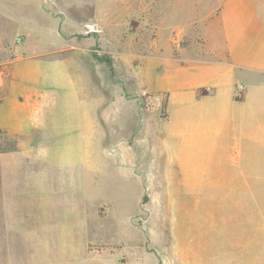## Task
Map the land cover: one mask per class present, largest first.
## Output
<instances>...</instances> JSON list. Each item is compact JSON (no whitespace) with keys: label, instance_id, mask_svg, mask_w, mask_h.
Wrapping results in <instances>:
<instances>
[{"label":"rangeland","instance_id":"obj_1","mask_svg":"<svg viewBox=\"0 0 264 264\" xmlns=\"http://www.w3.org/2000/svg\"><path fill=\"white\" fill-rule=\"evenodd\" d=\"M263 19L264 0H0V79H14L7 62L42 59L20 70L36 110L23 161L6 158L17 140L0 131L8 253L50 256L27 264H199L196 254L240 236L231 217L245 198L231 189L243 183L232 178L238 147L257 134L244 113L264 95ZM229 37L246 70L228 59ZM220 76L239 82L217 91ZM243 81L254 88L246 107L229 94L242 99ZM261 249L251 264H264Z\"/></svg>","mask_w":264,"mask_h":264},{"label":"crops","instance_id":"obj_2","mask_svg":"<svg viewBox=\"0 0 264 264\" xmlns=\"http://www.w3.org/2000/svg\"><path fill=\"white\" fill-rule=\"evenodd\" d=\"M7 8V7H6ZM8 11V9H6ZM9 13V12H8ZM236 17V20H240L241 17H239L237 14H233ZM245 17V16H242ZM241 21V20H240ZM264 21V19H263ZM19 39V38H18ZM229 41H231V38L229 37ZM1 50H6V47L3 43L0 45ZM4 52V51H3ZM239 47L235 44L228 47V59L231 61V63L236 67H241L242 69H247L249 66L245 68L240 62L244 61L239 55ZM264 55V52L262 53ZM42 59H35L34 57H26L23 59L10 61L5 64H12L14 68V79H12L9 83L6 82V79L1 78L0 79V91L2 94L0 95V131H5L8 136H11L13 140H17L15 143L16 148L14 151L6 152V158L7 154H10L15 157L16 161H23V154L26 151L27 144L25 143L26 140V130L28 127L32 128L33 123L32 119L36 116V110L35 113H33V107H31L30 103L28 102L27 98V82L26 80L21 76L20 70H23V68L30 67V69L35 67H38L40 70L41 68V62ZM3 63H0V65ZM244 64H247L245 61ZM4 65V64H3ZM264 71V68H262ZM224 73V72H223ZM260 74H264V72H260ZM262 81V82H261ZM264 78H259L256 82H261L264 84ZM235 79V76L233 77H225L220 76L216 77L213 81L210 83L212 84L214 89L217 91H227L229 92V86H235L236 83H238ZM244 88L247 89V92L245 93L244 97L242 99H237L236 95L233 93L230 94V98L232 97L233 101L240 102L242 105L248 106V104H251L253 99V86L249 82H245ZM261 84V85H263ZM260 85V87H261ZM232 92V91H231ZM183 97L185 94H182ZM205 98V97H204ZM259 104L258 106L253 107L252 112H248L243 114V117L249 119L250 124L252 126L248 127L249 131H253V128L255 131H257V134L250 133V137L247 140H242L243 145H240L238 147L239 156L241 158V163H237V165H241L239 172L234 173V177L232 178V182H238L243 183L242 189L236 190L235 186L233 187L231 196H241L245 198L244 205L242 208H237L236 210L233 208L232 210V217H231V224H235L234 227H238L237 232H239L240 236H235L231 239H227L225 241H220V243H217L220 248L217 250L211 249L207 250L204 253V258L200 257L196 254V258L194 259L195 262H199V264H251V256H252V245H257L262 247L261 254L259 260L263 261V252H264V95L261 94L259 97ZM59 98L56 99L55 106L58 107V104L61 103ZM71 99V98H70ZM74 100V101H73ZM73 100L74 104L68 108L69 111H76L78 109V105H80V102L76 101L77 98L75 97ZM78 100L80 101V97L78 96ZM63 101V100H62ZM41 103L42 101L39 100ZM53 106V105H52ZM54 111L56 112V115L58 116L60 112L55 108ZM257 107V109H256ZM33 108V109H32ZM43 108V107H42ZM39 112V111H38ZM45 111L40 110V113H43ZM34 114V115H33ZM247 114V115H246ZM42 117V116H41ZM245 129V128H244ZM33 137L30 138L29 147L31 148H39L41 142L33 141ZM22 156V157H21ZM2 156H0V159ZM257 160V161H255ZM1 162V160H0ZM3 178V185H2V192H3V200L0 203V208L2 209V220L4 222L3 225V231L5 233L6 239V253L3 255H0V264H27L28 260L32 259L35 260L38 257H46L49 258V255H33L31 258H27L25 256L20 257H14V255H11L8 253V247L9 244V235L6 233V186L4 183ZM258 182L259 183V201L253 202L251 200L252 197V191H251V183ZM244 183H247L245 185ZM257 203V204H256ZM252 216L254 218H252ZM252 221L254 223L257 221L258 223V237L252 238L251 234V227H252ZM233 222V223H232ZM241 231V232H240ZM5 241V240H4ZM46 244V243H45ZM47 245V244H46ZM213 245V244H212ZM11 249V247H10ZM9 249V251H10ZM8 253V254H7ZM86 253L88 256H94L97 254H101L100 252L96 254H91L89 249H86ZM262 256V257H261ZM163 264H182L180 260L176 261L172 259L171 255H169V258H167V255L164 256ZM200 260V261H199ZM30 262V263H31Z\"/></svg>","mask_w":264,"mask_h":264},{"label":"trees","instance_id":"obj_3","mask_svg":"<svg viewBox=\"0 0 264 264\" xmlns=\"http://www.w3.org/2000/svg\"><path fill=\"white\" fill-rule=\"evenodd\" d=\"M107 62L109 63L110 61H107ZM168 108H169V94L167 93L165 96V99L163 100V103H162V118L163 119L167 118ZM5 152H6L5 150H2L1 154L5 153ZM0 172H1V162H0Z\"/></svg>","mask_w":264,"mask_h":264},{"label":"built area","instance_id":"obj_4","mask_svg":"<svg viewBox=\"0 0 264 264\" xmlns=\"http://www.w3.org/2000/svg\"><path fill=\"white\" fill-rule=\"evenodd\" d=\"M18 42H20V39H18Z\"/></svg>","mask_w":264,"mask_h":264}]
</instances>
